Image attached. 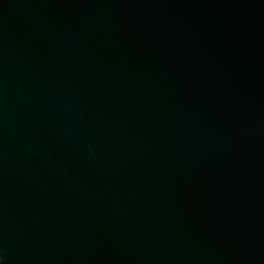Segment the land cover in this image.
<instances>
[{
  "label": "water",
  "instance_id": "1",
  "mask_svg": "<svg viewBox=\"0 0 264 264\" xmlns=\"http://www.w3.org/2000/svg\"><path fill=\"white\" fill-rule=\"evenodd\" d=\"M0 264H264V0H0Z\"/></svg>",
  "mask_w": 264,
  "mask_h": 264
}]
</instances>
